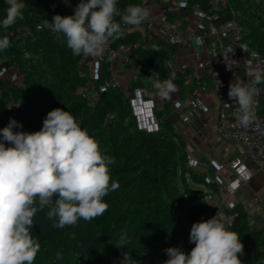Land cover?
<instances>
[{"label": "clouds", "instance_id": "obj_1", "mask_svg": "<svg viewBox=\"0 0 264 264\" xmlns=\"http://www.w3.org/2000/svg\"><path fill=\"white\" fill-rule=\"evenodd\" d=\"M5 3L8 7L0 26L8 29L23 19L25 3ZM117 4L118 0H80L74 15H55L51 22L44 19L42 27L66 38L74 56L96 57L122 37V24L138 27L150 18L149 9L141 5H128L121 13ZM116 16H120L119 22ZM9 47L10 40L0 38V51ZM233 65L227 62V69ZM247 74L251 77L248 83H231L228 91L229 99L238 105L235 116L241 127L255 120L257 85L264 84V69ZM174 80L175 73L157 78L154 87L158 95L167 98L175 92ZM22 127L10 118L0 129V264H33L40 250L31 233L38 210L51 205L46 215L56 220L55 227L74 226L80 219L91 221L103 215L108 208L104 197L118 188L109 168L114 161L69 111L51 110L39 131H13ZM244 178L250 176L245 174ZM189 243L195 245L190 253L178 247L165 249L168 259L164 264H245L240 236L219 213L193 223ZM124 244L122 236L118 247ZM62 258L57 253L56 259Z\"/></svg>", "mask_w": 264, "mask_h": 264}, {"label": "trees", "instance_id": "obj_2", "mask_svg": "<svg viewBox=\"0 0 264 264\" xmlns=\"http://www.w3.org/2000/svg\"><path fill=\"white\" fill-rule=\"evenodd\" d=\"M228 1L235 8L236 18L244 28V37L256 49L264 50V31L257 30V25L260 24L259 21L264 18V14L254 12L249 7L251 0ZM22 2L25 3L23 19L17 20L16 24L8 29H4L0 26V38L6 36L10 40V47L5 51H0V58L4 59L8 64L14 65L24 71L25 78L22 80V86L29 84L28 75L36 73L38 70L41 71L44 68L46 69L45 74L52 80L54 76L57 75L53 81L54 86L50 88V97H48L50 101L55 98V103L66 99V105L70 113L72 115H79V117L75 119L83 129L88 123L87 119L91 118V116L96 117L97 121H100L101 116L104 117L105 112L110 108L120 113L123 112V108L126 106L127 109L125 113L130 114V121L127 120L128 122L126 121L125 123L124 120L107 117L95 134L99 140L103 153L116 162L115 165L113 164L114 162L109 165L110 174L113 178H116L122 173L131 172L132 174L129 180L134 182L135 185L133 189L137 188L136 192L146 187H149L147 190L153 191L152 189L156 187L161 200L165 201V205L162 206L161 211L168 213L166 215L170 214V217L173 216L176 224L181 226L180 229L176 231V236L178 237L181 235L180 231H183L184 228L185 236L183 238L188 240L192 224L210 219L213 215L211 211L207 212L206 208H204V210L198 208L200 206H205L203 203L204 201L200 200L202 198L201 195L200 199L189 198V195L203 193L204 191L189 190L186 195H183L178 188L176 165L177 162H179L178 159L184 157L185 154L183 153L180 157L177 155L179 150H183V146L175 140L177 134L168 117L170 111L168 102L165 103L163 109L156 111L159 119V129L155 132H145L136 128L131 114L128 96L121 94L120 87H115L102 93L94 110L87 107L85 101L76 93V88L84 81L83 77L77 73L78 61L81 55H73L71 49L67 46L66 38L62 35H59L58 38V34L42 27L44 19L51 22L55 15H74L75 7L80 3V0L77 3H74L73 0H67V3L65 0H22ZM144 3L145 2H141L140 0H118L117 8L119 12L123 13L128 5H141L143 7ZM7 7L8 5L5 3V0H0V21L6 16ZM242 18H244V21ZM115 19L119 22L120 16H116ZM253 22L254 24L247 29L245 23L249 24ZM36 24H40L41 29L35 30ZM26 27L28 30L32 31L34 38H30L29 36V38H24L27 32ZM8 32H12L13 36L8 35ZM135 39L139 40V44L137 48L133 49L131 55L138 57V62L142 65L143 69H152L158 72L160 77L168 78L171 73L166 68L165 60L168 56L170 47L166 46L160 40L153 38H147L145 40L139 39L138 34L135 32H123L122 37L115 40V42H134ZM24 51H28L30 57L24 58ZM143 72L144 71L141 70V73ZM174 82L181 84L182 79L175 76ZM4 83L5 81L0 79V88ZM9 86L16 88L14 85ZM17 89L19 88L17 87ZM20 89H22V87ZM20 92H25L24 88L20 90ZM2 93H7V90H2L1 88L0 96ZM261 112L264 113V103ZM16 117L19 116L14 113L13 118L16 119ZM0 120V125L2 126H7L10 121L8 120L5 123V120ZM27 127L28 125L17 128V131H22V129H27ZM121 127L126 128L122 131L120 130ZM133 136H135L137 140L134 142V147L132 149H128V151L120 150L121 152L115 150V148L118 147V143L128 141ZM164 151L169 153V157L163 156L162 153ZM140 152L142 154L138 159L137 156ZM187 170L183 171V175L189 173L194 180L195 175ZM194 181L196 182V180ZM153 185H155L154 188L152 187ZM173 199L177 200V206L172 203ZM185 202L187 203L185 204ZM232 212L234 213L230 228L238 233L244 245V255L241 259L245 264H258L259 261L264 260V246L260 247L258 243L249 244L248 246L245 245V243L249 240L251 235L255 237V235L260 233V230L252 227L248 228L240 219V212L238 210L232 209ZM98 218L101 219L100 216L94 219L97 220ZM91 221L80 219L76 225L69 226L72 231L71 234L74 235L73 239L75 243H78L79 252L73 255L67 251V259L64 264L151 263L146 259V255L138 256L133 254L130 250L118 247V240L114 238V225L116 222H107L100 229L99 235H95L92 233L93 230H90ZM44 222L46 223L44 227L48 229L50 220L47 218V215L43 213V210H38L33 218V228L31 229L34 238L40 240L48 237L47 233L40 232V228ZM181 222L185 225L182 226ZM170 223L176 225L173 221ZM109 240L115 241L116 244L110 251H106L104 248L107 247L106 241ZM133 241L137 243L136 240ZM194 246V244L189 243L184 248L181 246L179 247L185 253H190ZM246 252L247 254L245 255ZM162 255L163 254H160L159 256ZM35 259L40 263L42 257H36ZM163 263L162 261L161 264Z\"/></svg>", "mask_w": 264, "mask_h": 264}, {"label": "built area", "instance_id": "obj_3", "mask_svg": "<svg viewBox=\"0 0 264 264\" xmlns=\"http://www.w3.org/2000/svg\"><path fill=\"white\" fill-rule=\"evenodd\" d=\"M153 3L145 4L151 14L148 21L138 27L122 25L123 32H135L139 39L153 38L170 47L165 65L171 74L182 79L179 88L184 94L182 99L171 104L177 108L179 117L197 120L212 110L218 140L238 145L237 153L228 162L220 159L214 162V179L216 181V177L225 172L228 181L224 184V191L226 198H230L241 185L252 180L250 166L264 164V113L261 112L264 84L257 85L260 91L255 97V120L247 127H241L236 121L238 105L228 97L229 85L246 84L251 79L247 73L264 69V50L256 49L244 37V28L228 0H158L156 9L151 7ZM251 4L254 12L264 14V0H251ZM39 29L41 25L36 24L35 30ZM26 34L34 38L32 31L27 30ZM138 44L139 40L114 41L99 56H80L79 62L94 64L101 77L100 81L88 78L76 88V93L87 106H96L102 93L121 87V75L136 62L137 56L131 53ZM25 56L29 57L30 53L25 52ZM227 62L234 64L231 70L227 69ZM157 78L165 79L146 68L141 84L127 88L135 126L145 132L159 129L156 111L163 109L168 102L154 87ZM225 103L233 105L229 107ZM180 106L185 109L180 110ZM4 127L0 125V129ZM196 164L195 158L186 161L188 167ZM245 174L250 178L245 179ZM217 213L228 223L233 218L224 209H218L212 215Z\"/></svg>", "mask_w": 264, "mask_h": 264}, {"label": "rangeland", "instance_id": "obj_4", "mask_svg": "<svg viewBox=\"0 0 264 264\" xmlns=\"http://www.w3.org/2000/svg\"><path fill=\"white\" fill-rule=\"evenodd\" d=\"M140 1L145 2L143 7H145L147 2H154L151 6L154 9L158 7V0ZM249 7L252 9L251 3ZM243 19L244 18H242V20ZM259 23L260 24L257 25V30L264 31V18L260 20ZM252 24H254V22L249 24L245 23L246 28L249 29ZM26 30H28L27 27ZM7 34L13 36L12 32H8ZM25 37H28L26 33L24 35V38ZM137 40L138 39H135L134 41L136 42ZM25 52L27 51L23 52L24 58H26ZM137 58V63L134 62L129 66V68L125 69V72L123 73L124 75H121L120 77L122 84L120 87L121 94L124 96H127V88L129 85H139L141 84V79L143 80L144 78V72L141 73V70L144 71V69L138 62ZM45 70L46 69L44 68L41 71L38 70L36 73L28 75L27 78L29 80V84L22 86V80L25 78L24 71L20 70L14 65L8 64L4 59L0 58V79L5 81L1 88L2 90H7V93H2L0 96V119L5 120L4 122L6 123L8 120H10V118H13L15 113L19 116L16 117V121L22 124V126L28 125L27 129L24 128L22 131L35 132L42 128L43 120L51 110L63 108L64 110L70 112L68 106L66 105V99L57 103H55V98L50 101V88L54 86L53 81L57 75H55L54 79L52 80L48 75L45 74ZM96 72L97 69L94 64H86L78 61L77 73L84 79L80 85H82L86 79L92 77L97 78V80L100 81L101 77L98 76ZM9 85H14L16 88H13V86L11 87ZM175 85L176 91L171 93L169 97L164 98V100L166 99L168 101V105H171L172 101H178L184 97L182 89L179 88L182 83H175ZM17 87L19 89H17ZM21 87L22 89L24 88L25 92H20V90H22L20 89ZM89 108L94 110L95 106ZM126 109L127 107L125 106L123 108V112L119 113L116 110L110 108L107 112H105L104 117L101 116L100 121H97L96 117L91 116V118L87 119L88 123L84 129H86L90 135L94 136L98 140L95 134L107 117L124 120L125 123L127 120H131L130 114L125 113ZM73 116L75 118L79 117L78 114ZM125 128L126 127H121L120 130L124 131ZM13 131H17V128H14ZM176 134V142L182 144L183 146V150H179L177 155L180 157V155L183 153L185 154L184 157L179 159L177 158L179 162H177L176 165V178L180 192L183 195H186L189 190L204 191L203 193L189 195L190 199H200L201 195L202 198L200 200L204 201L203 203L205 206L198 207L200 210H204V208H206L207 212H212V210L216 207L217 210L224 209L227 214H231L232 217L234 213L232 212V209L238 210L240 212V219L248 228L252 227L254 229L260 230V233L255 235V237L251 235L249 240L246 241L245 245L249 246V244L258 243L260 247L264 246V203H259L264 202V177H262L264 174V169L260 170L263 165L253 163L250 166V169L252 170L253 174H256V176H254V178H252V180L249 182L241 185L234 196L226 198L224 184L228 181V177L225 172H221L220 175L218 172L219 176L216 177L218 180L216 179L215 181V171L214 169L212 170V159L203 156L195 158L197 159V164L195 166L188 167L186 165V161L189 158V154L187 152L185 141L179 137L180 132L177 127ZM136 140L137 138L133 136L128 141H122L123 144L118 143V147L115 148V150L128 151V149H132L134 147V142H136ZM218 144L219 142L216 144V147ZM225 146H227V151L222 155H219L218 158L223 162H228L230 158H232V156L237 153L238 145L226 142V145L222 146V149ZM141 154L142 153L140 152L137 156L138 159L140 158ZM162 154L163 156L169 157V153L167 151H164ZM113 164L115 165L116 162ZM184 170L189 172L191 171L195 175L194 180H196V182L192 179L189 173H185L183 175ZM131 174V172L122 173L116 178L111 176L112 181L118 184V188L114 191H110L108 195L104 197V201L108 204V208L103 213V215L100 216L101 219L98 218L97 220L94 219L91 221L90 230H93L92 233L95 235H99L100 229L107 222H116L114 225V238H117L118 242L122 236L125 238V244L122 248L130 250L133 254L138 256L146 255V259L151 262L150 264H161L162 261L164 262L168 259L167 255H164L166 254L165 249L169 247L180 248L179 246L184 248L187 244H189V239L187 240L183 238L185 236L184 228L183 231H180L181 235L178 237L176 236V231L179 230L181 226L176 224V221L172 215V217H170V214L166 215L168 213L161 211L162 206L165 205V201L161 200L158 189L155 187V185L152 187H155L156 190L152 189L153 191H150L147 190L149 187H146L141 191L136 192L137 188L133 189L135 185L134 182L129 180ZM172 203L177 206L178 202L176 199H173ZM186 203L187 202H185V204ZM50 207L51 205L42 209L43 213L47 214V212L50 210ZM172 221L175 222L176 225H172V223H170ZM225 222L228 223L227 221ZM231 222L229 224H231ZM55 223L56 220L52 219L50 220L48 229L44 227L46 224L45 222L40 228V232L47 233L48 237L42 238L40 240L37 239L40 244V250L36 257H42V260H40V263H38V260L35 259L33 264H64L67 259V251L73 255L78 254V243H75V240L73 239L74 235L71 234L72 231L70 227L65 226L64 228H58L55 227ZM181 225L183 226L185 224L181 222ZM133 240H136L139 245L134 243L135 241ZM106 242L107 247L104 248L106 251H110L111 248H113V246L116 244L115 241L111 240ZM57 253L62 254L63 258L61 260L56 259ZM160 254L163 255L159 256ZM246 254L247 252L245 255Z\"/></svg>", "mask_w": 264, "mask_h": 264}, {"label": "crops", "instance_id": "obj_5", "mask_svg": "<svg viewBox=\"0 0 264 264\" xmlns=\"http://www.w3.org/2000/svg\"><path fill=\"white\" fill-rule=\"evenodd\" d=\"M175 106H170L169 119L176 131L178 128L181 137L185 141L189 158L207 157L212 159V170L215 169L214 162L219 160L218 156L227 151L226 142L218 140L214 132V120L212 110L208 114L202 115L197 120L182 119L179 117ZM180 110L185 109L184 106L179 107ZM219 142L218 146L216 144ZM222 143V144H221ZM224 143V144H223ZM230 148V146H229ZM260 170L264 169V164ZM210 169V168H209ZM256 174H253V178ZM264 177V174L263 176ZM226 180V177H225ZM263 204L264 202H259ZM264 211V208H263Z\"/></svg>", "mask_w": 264, "mask_h": 264}, {"label": "water", "instance_id": "obj_6", "mask_svg": "<svg viewBox=\"0 0 264 264\" xmlns=\"http://www.w3.org/2000/svg\"><path fill=\"white\" fill-rule=\"evenodd\" d=\"M192 191H198V190H192ZM216 210H217V208L215 207V208L212 210L211 214H214Z\"/></svg>", "mask_w": 264, "mask_h": 264}]
</instances>
